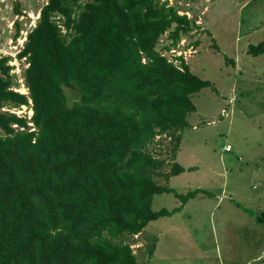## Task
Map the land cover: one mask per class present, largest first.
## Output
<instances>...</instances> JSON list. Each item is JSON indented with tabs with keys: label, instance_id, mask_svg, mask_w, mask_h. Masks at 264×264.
I'll return each mask as SVG.
<instances>
[{
	"label": "trees",
	"instance_id": "obj_1",
	"mask_svg": "<svg viewBox=\"0 0 264 264\" xmlns=\"http://www.w3.org/2000/svg\"><path fill=\"white\" fill-rule=\"evenodd\" d=\"M198 28L168 0L39 8L16 54L27 93L0 55V264H139L127 238L201 192L168 183L186 171L176 154L182 133L197 129L193 98L210 82L163 53ZM247 52H264V40ZM21 106L31 115L12 111ZM161 193L181 205L153 210Z\"/></svg>",
	"mask_w": 264,
	"mask_h": 264
},
{
	"label": "rangeland",
	"instance_id": "obj_2",
	"mask_svg": "<svg viewBox=\"0 0 264 264\" xmlns=\"http://www.w3.org/2000/svg\"><path fill=\"white\" fill-rule=\"evenodd\" d=\"M45 1L0 0V55L10 57L19 84L14 89L20 93H27L21 78L27 64L16 54ZM168 1L179 14L196 19L199 28L182 37L180 49L163 53L176 64L174 57L181 55L192 72L210 82L208 90L193 98L196 112L191 118L193 124L198 122L197 129L182 133L176 154L186 171L172 176L168 184L180 194L196 188L201 192L180 211L149 222L126 241L139 264H264V52L245 56L234 89L228 87L232 76L225 73H233L229 61L239 60L235 52L243 43L263 40L264 0ZM15 20L20 30L13 37ZM195 40L197 46H191ZM229 98L234 103L230 106ZM221 108L232 111L230 117L221 116ZM12 111L31 115L26 106ZM211 121L215 123L206 124ZM226 144L232 151H224ZM192 164L196 168L188 171ZM180 205L173 193L155 194L151 204L153 210ZM148 247L153 249L147 256Z\"/></svg>",
	"mask_w": 264,
	"mask_h": 264
},
{
	"label": "crops",
	"instance_id": "obj_3",
	"mask_svg": "<svg viewBox=\"0 0 264 264\" xmlns=\"http://www.w3.org/2000/svg\"><path fill=\"white\" fill-rule=\"evenodd\" d=\"M245 3H246V1H244L242 4H240L239 10L245 5ZM249 37H251L250 34L247 35V39L248 40H249ZM263 40H264V38H263ZM245 41H246V39L244 40V42ZM250 42L251 41L249 40L248 43H250ZM248 43H243L242 46H241V48H240V50H239V52H235L238 55L239 60L236 59V58H234V59L230 58L229 63L230 64L231 63L233 64V73H231L228 69H226V71H225L226 75L232 76V80H231V82L228 85V87H230V90L235 88V84H237V81L239 80V78L236 77L237 76V73L240 71L239 66H240L241 62H244L245 63V59L244 58H245L246 55L249 54L247 52ZM244 44H245V46H244ZM261 83L264 84V82H261ZM204 89L208 90L209 89V86L208 87H205ZM201 92H202V90L199 93H201ZM236 99H237V96H236ZM220 110H222V108ZM201 115H205V114H200V116ZM192 166H193V164H192Z\"/></svg>",
	"mask_w": 264,
	"mask_h": 264
},
{
	"label": "clouds",
	"instance_id": "obj_4",
	"mask_svg": "<svg viewBox=\"0 0 264 264\" xmlns=\"http://www.w3.org/2000/svg\"><path fill=\"white\" fill-rule=\"evenodd\" d=\"M37 17H38V15H37ZM26 35V34H25ZM24 40H25V36H24ZM235 99H236V97L234 98V101H235ZM232 104H234L233 102H232V100H231V98H229L228 100H227V105L228 106H230V105H232ZM231 109V108H230ZM229 109V110H230ZM231 113H232V111H228L227 109H225V108H222V110L220 111V114H221V116H223V117H229L230 115H231ZM226 145H228V144H226Z\"/></svg>",
	"mask_w": 264,
	"mask_h": 264
},
{
	"label": "built area",
	"instance_id": "obj_5",
	"mask_svg": "<svg viewBox=\"0 0 264 264\" xmlns=\"http://www.w3.org/2000/svg\"><path fill=\"white\" fill-rule=\"evenodd\" d=\"M230 147H229V145H226V149L225 150H228Z\"/></svg>",
	"mask_w": 264,
	"mask_h": 264
}]
</instances>
